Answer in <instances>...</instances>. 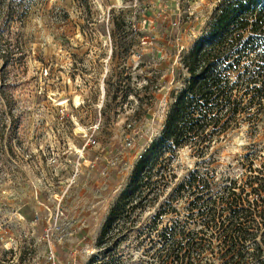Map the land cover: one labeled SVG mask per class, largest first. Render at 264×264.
Returning a JSON list of instances; mask_svg holds the SVG:
<instances>
[{
  "label": "rangeland",
  "instance_id": "rangeland-1",
  "mask_svg": "<svg viewBox=\"0 0 264 264\" xmlns=\"http://www.w3.org/2000/svg\"><path fill=\"white\" fill-rule=\"evenodd\" d=\"M220 1L7 0L0 35L16 54L0 61V264H158L160 231L188 212L191 195L176 190L191 173L239 177L248 155L261 166L264 118L205 156L177 148L153 179L157 199L131 204L99 244Z\"/></svg>",
  "mask_w": 264,
  "mask_h": 264
},
{
  "label": "trees",
  "instance_id": "trees-1",
  "mask_svg": "<svg viewBox=\"0 0 264 264\" xmlns=\"http://www.w3.org/2000/svg\"><path fill=\"white\" fill-rule=\"evenodd\" d=\"M6 2L0 0V27ZM5 42L0 35V61L8 65L16 52ZM182 64L189 79L173 95L163 129L136 163L99 244L132 214L131 204L145 206L166 154L190 145L205 156L231 129L263 120L264 0H221ZM241 164L239 177L216 180L198 169L177 188L178 195H191L188 212L160 231L158 264H264V162L255 167L248 155ZM157 197L154 191L147 202Z\"/></svg>",
  "mask_w": 264,
  "mask_h": 264
},
{
  "label": "bare ground",
  "instance_id": "bare-ground-1",
  "mask_svg": "<svg viewBox=\"0 0 264 264\" xmlns=\"http://www.w3.org/2000/svg\"><path fill=\"white\" fill-rule=\"evenodd\" d=\"M76 103H79V96L76 97ZM82 126V125H81ZM83 127V126H82Z\"/></svg>",
  "mask_w": 264,
  "mask_h": 264
},
{
  "label": "built area",
  "instance_id": "built-area-1",
  "mask_svg": "<svg viewBox=\"0 0 264 264\" xmlns=\"http://www.w3.org/2000/svg\"><path fill=\"white\" fill-rule=\"evenodd\" d=\"M52 258V257H51ZM53 259V258H52Z\"/></svg>",
  "mask_w": 264,
  "mask_h": 264
}]
</instances>
